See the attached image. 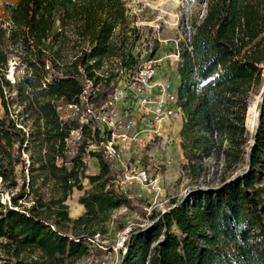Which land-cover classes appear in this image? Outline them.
<instances>
[{
    "label": "trees",
    "instance_id": "trees-1",
    "mask_svg": "<svg viewBox=\"0 0 264 264\" xmlns=\"http://www.w3.org/2000/svg\"><path fill=\"white\" fill-rule=\"evenodd\" d=\"M201 1L204 13L192 15L188 35L178 41L177 104L184 111L181 172L204 185L165 212L152 209L154 224L132 228L118 264H264V0ZM5 8L0 179L9 200L0 202V264H77L93 253L92 239L108 232L113 211L135 200L116 183L124 168L104 153L107 128L94 118L82 126L83 139L68 160L66 139L81 123L77 115L63 122L58 107L80 103L90 80L84 106L108 110L119 83L142 67L140 17L125 0H17ZM16 59L24 70L13 85L6 75ZM3 86L17 97H6ZM256 94L250 132L247 113ZM10 101L22 111L15 114ZM25 152L30 178L19 183ZM90 157L99 161L95 173L87 172ZM212 166L215 182L197 173ZM83 179L92 186L86 189ZM74 188L85 207L76 218L67 204Z\"/></svg>",
    "mask_w": 264,
    "mask_h": 264
},
{
    "label": "rangeland",
    "instance_id": "rangeland-1",
    "mask_svg": "<svg viewBox=\"0 0 264 264\" xmlns=\"http://www.w3.org/2000/svg\"><path fill=\"white\" fill-rule=\"evenodd\" d=\"M12 1L14 0H0V20H5L9 17L5 3ZM125 1L130 12L140 17L137 25L142 28L141 31L144 38L138 47V50L141 51V64L144 67L151 65L150 69L153 70L155 83L165 80L169 81L173 87L177 81V64L180 59L176 56L178 41L186 38L188 35V32L186 33L185 31L190 30L187 23L192 19V15L196 14L200 17L204 13V2L201 0ZM155 40L165 45L154 56H150L147 48L153 46ZM134 52L136 53L137 49H134ZM16 61L17 63L14 60L10 61V69L6 75V78H9L13 85L16 83L17 76H20L24 70V65L19 60L16 59ZM16 65H18V69L14 75ZM126 77L130 78L131 75L127 74ZM124 80L125 78L119 83L117 88L123 87ZM3 91L9 99L17 97L15 88L9 90L8 87L3 86ZM259 99L260 94H256L251 103L257 104V114ZM117 106L120 114L130 111L133 106L132 109L138 121L142 120L143 115L140 114L138 106L133 102L121 99L118 101ZM10 107L15 114L22 111L17 101H10ZM3 113V99L0 95V115H3ZM257 118L253 126L248 123L250 132L254 130ZM170 120L172 121L168 122L169 124L167 125L165 122L162 125H157L151 120H145L148 123L140 126L139 136L142 137L140 143L133 142L130 150H127L126 158L131 163V167L135 170L145 169L148 179L143 184L134 176L133 179L122 186V190L129 194L130 197H133L135 203L133 207L125 211H123V207L114 210L111 219L107 223L108 232L105 235H99L95 242H93V253L91 256L97 258V261L101 264H118L120 262V249L124 247L121 239L123 235H127L123 233L127 227H150L155 222L152 217L150 218L152 209L155 208L165 212L173 200L182 199L185 193L199 184L204 185L203 178L192 180L188 175L181 172V164L186 161L181 148L182 137L180 135V130L184 123V111L181 109ZM28 123L30 124V121ZM23 155L26 159V166L23 173L20 171L21 165L17 167L19 183L23 181L28 182L30 178V172L28 171V164L30 162L29 152H25ZM90 158L87 159V172L93 171L89 164ZM35 159H37V156H35ZM209 163L210 165H214V160H210ZM216 171L212 166L210 171H197V173L206 175L207 181L215 182L214 173ZM35 176H37V180L40 182L41 178L38 177V172H35ZM83 181L90 184L89 179H83ZM80 195L81 191L74 188L67 199L69 215L72 218L78 217L85 212L78 200ZM8 196L9 189L0 179V202L6 203ZM26 203L30 204L31 202L28 200ZM138 207L143 209V214ZM145 207L151 209L149 215L146 213ZM137 216H140V218ZM77 264L80 263L77 262Z\"/></svg>",
    "mask_w": 264,
    "mask_h": 264
},
{
    "label": "built area",
    "instance_id": "built-area-1",
    "mask_svg": "<svg viewBox=\"0 0 264 264\" xmlns=\"http://www.w3.org/2000/svg\"><path fill=\"white\" fill-rule=\"evenodd\" d=\"M176 56L179 57L177 49ZM180 58V57H179ZM152 62V61H151ZM151 65L143 66L137 71L131 74V77H125L124 85L122 88H117L116 94L112 101L106 103L108 107L107 111H96L90 104L84 106L83 102L88 100L91 93V81L85 88V93L81 97V102H73L65 106H59L61 110L60 118L63 122L69 120L73 116H79V122L81 125L78 128L71 130L69 136L66 139V154L68 160L77 152L80 141L83 139V125L88 123L90 118H94L100 124L102 123L107 128L106 139L104 140V153L112 160L116 165H120L124 168L123 173L117 179L116 183L121 186L127 184L128 181L134 178V176L141 182L145 183L148 179L145 169L135 170L131 167V163L126 158L127 150H130L133 142L140 143L142 137L139 136L138 118L133 111V106L130 111H126L120 114L118 111L117 103L121 99L133 102L138 106V111L145 118H149L157 125H162L166 120L173 119L177 113L181 110V106L177 104L178 96L177 92L172 88L169 81L163 80L162 82H154V73L150 69ZM49 77V76H48ZM50 79L47 78V81ZM45 85V84H44ZM136 106V107H137ZM142 117V118H143ZM91 149H99L100 147L95 143L90 144ZM67 165H70V161H66ZM9 200V196H8ZM123 211L127 210V206H122ZM149 215L151 209L144 208ZM140 218V216H137ZM132 228L129 226L123 232L121 243H124L125 239L129 236ZM97 234L93 242L99 237ZM98 259L93 256H88L79 261L80 264H92Z\"/></svg>",
    "mask_w": 264,
    "mask_h": 264
},
{
    "label": "crops",
    "instance_id": "crops-1",
    "mask_svg": "<svg viewBox=\"0 0 264 264\" xmlns=\"http://www.w3.org/2000/svg\"><path fill=\"white\" fill-rule=\"evenodd\" d=\"M15 2H17V0H14V1H12V3H15ZM157 43H158V49H157V52L159 51V50H161L162 49V47H163V45H165L164 43H160V42H158L157 40H155ZM156 54V53H155ZM178 83H179V74H177V81H176V83H175V85L172 87L176 92H177V86H178ZM181 111V110H180ZM145 120H150L149 118L147 119H145V117H143L142 118V120H139V123H138V126H137V129L139 130V133H140V126L141 125H144V123H148V122H146ZM170 121H172V120H166L165 121V124L167 125V124H169L168 122H170ZM89 164L91 165V169H93V171L91 172V173H95V172H97V171H99V161H98V159L96 158V157H92V158H90L89 159ZM128 183V182H127ZM83 185L85 186V188L86 189H88V188H90L92 185L91 184H87V183H85L84 181H83ZM81 205V207L83 208V210H85V208H84V206L82 205V204H80ZM76 218V217H75Z\"/></svg>",
    "mask_w": 264,
    "mask_h": 264
},
{
    "label": "bare ground",
    "instance_id": "bare-ground-1",
    "mask_svg": "<svg viewBox=\"0 0 264 264\" xmlns=\"http://www.w3.org/2000/svg\"><path fill=\"white\" fill-rule=\"evenodd\" d=\"M10 74H12V73H10ZM256 116H257V104H251L249 109H248L249 124L251 126H253L255 124V121L257 118Z\"/></svg>",
    "mask_w": 264,
    "mask_h": 264
},
{
    "label": "water",
    "instance_id": "water-1",
    "mask_svg": "<svg viewBox=\"0 0 264 264\" xmlns=\"http://www.w3.org/2000/svg\"><path fill=\"white\" fill-rule=\"evenodd\" d=\"M264 91V88L262 89V91L261 92H263ZM247 117H248V113H247ZM248 123H249V117L247 118V122H246V124H247V127H248Z\"/></svg>",
    "mask_w": 264,
    "mask_h": 264
}]
</instances>
